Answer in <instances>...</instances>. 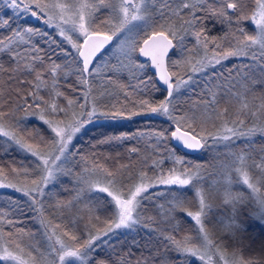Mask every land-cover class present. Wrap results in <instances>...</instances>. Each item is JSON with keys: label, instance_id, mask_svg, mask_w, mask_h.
Instances as JSON below:
<instances>
[{"label": "snow or ice", "instance_id": "obj_1", "mask_svg": "<svg viewBox=\"0 0 264 264\" xmlns=\"http://www.w3.org/2000/svg\"><path fill=\"white\" fill-rule=\"evenodd\" d=\"M14 151L0 264H264V0H0Z\"/></svg>", "mask_w": 264, "mask_h": 264}, {"label": "trees", "instance_id": "obj_2", "mask_svg": "<svg viewBox=\"0 0 264 264\" xmlns=\"http://www.w3.org/2000/svg\"><path fill=\"white\" fill-rule=\"evenodd\" d=\"M26 23L34 25L35 27H40V28L44 27L42 21H39L36 19L29 18L26 21ZM218 31H219V28L215 29L213 34H216ZM233 62L234 61H228L226 63L231 64ZM149 75H152L151 71L149 72ZM157 98H162V97L160 96V94H157ZM162 126L166 127V125L163 124V121L160 118L151 117L148 115L133 117L132 121H122L120 122L119 125H115V126L108 122L97 121L93 125H89L86 130H84L81 134H79V136L74 140V144H75L76 149H82L84 152H89L90 145L93 144L95 140L99 138L102 134H109L113 132H119L121 130L127 131L129 129H138V128L139 129H150V128L158 129ZM126 147L127 145H125L124 148H100L99 152L101 154H107L110 152L111 155L115 156L117 152H124ZM198 156H199L198 153H194L192 156L187 157V158L196 160ZM23 158H24L23 153H19L15 151L7 156L0 154V162H3L5 164L10 163L13 159H15L19 163V161ZM101 159H102V156H101ZM24 162L27 163L28 161L25 159ZM121 162H125V161H121ZM67 179L68 178H64L65 184L68 187H71V185L67 183ZM0 191L7 192L15 197H18L20 195L19 193H12L11 190H0ZM7 198L8 197L6 195H0V201L6 200ZM64 198H67L66 193L64 195ZM28 226L32 227L31 224H29ZM251 230L253 229H250V231ZM255 231L259 233L260 229L256 228Z\"/></svg>", "mask_w": 264, "mask_h": 264}, {"label": "water", "instance_id": "obj_3", "mask_svg": "<svg viewBox=\"0 0 264 264\" xmlns=\"http://www.w3.org/2000/svg\"><path fill=\"white\" fill-rule=\"evenodd\" d=\"M142 59H145L146 60L147 58H142Z\"/></svg>", "mask_w": 264, "mask_h": 264}, {"label": "rangeland", "instance_id": "obj_4", "mask_svg": "<svg viewBox=\"0 0 264 264\" xmlns=\"http://www.w3.org/2000/svg\"><path fill=\"white\" fill-rule=\"evenodd\" d=\"M31 19H34V18H31Z\"/></svg>", "mask_w": 264, "mask_h": 264}]
</instances>
